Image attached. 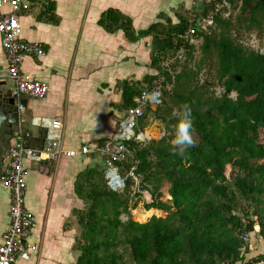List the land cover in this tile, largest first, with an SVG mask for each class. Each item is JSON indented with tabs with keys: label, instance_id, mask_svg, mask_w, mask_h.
Returning <instances> with one entry per match:
<instances>
[{
	"label": "trees",
	"instance_id": "trees-1",
	"mask_svg": "<svg viewBox=\"0 0 264 264\" xmlns=\"http://www.w3.org/2000/svg\"><path fill=\"white\" fill-rule=\"evenodd\" d=\"M227 1L239 3L237 24L264 32V0ZM213 2L200 0L174 21L159 17L141 31L152 38L151 67L158 74L121 84L119 121L135 106V98L159 79L160 64L180 44L191 15L207 16ZM104 21L109 31L117 27L133 32L130 20L117 12L110 11ZM235 24L215 16V26L201 33L198 56L193 47L188 51L199 71L208 73L205 66L213 61L211 76L223 87L222 96L215 97L214 82L185 67L169 95L176 114L160 107L138 120L137 131H144L151 120L160 119L165 136L125 142L131 155L116 166L123 177L136 167L140 191H134L131 179L122 190H113L99 167L79 175L76 192L84 206L77 210L76 264H264V253L249 258L254 238L264 242V52L237 43L232 36ZM185 102L192 107L197 144L181 156L171 141L179 106ZM167 184L171 199L165 202L161 198ZM142 190L150 193L151 202H143ZM139 199L155 214L142 217L135 211L136 221L131 206L135 209ZM162 211L165 217H159Z\"/></svg>",
	"mask_w": 264,
	"mask_h": 264
},
{
	"label": "crops",
	"instance_id": "crops-1",
	"mask_svg": "<svg viewBox=\"0 0 264 264\" xmlns=\"http://www.w3.org/2000/svg\"><path fill=\"white\" fill-rule=\"evenodd\" d=\"M199 1L44 0L33 3L27 11H18L21 39L39 42L45 51L42 56L27 55L21 71L49 87L43 98L23 97L27 99V108L21 125L31 130L34 118H47L48 124L40 127L47 129V137L61 134L64 150L88 145L91 151L56 159L42 153L41 163L28 161L26 208L36 217L32 240L41 246L30 260L14 264L77 263L76 243L80 234L77 210L84 206L76 192L78 177L88 168L105 170L99 148L111 140L119 127L121 84L158 74L151 67L152 38L142 36L141 31L159 17L174 21L178 13L191 9ZM110 11L129 19L133 32L126 33L117 27L107 30L104 20ZM4 12L12 10L6 6ZM0 67H7L1 34ZM8 85L11 87L9 82ZM54 120L62 121L61 129L52 127ZM36 136L37 131L27 141V147L42 150ZM8 155L0 168V245L10 224V198L1 185Z\"/></svg>",
	"mask_w": 264,
	"mask_h": 264
},
{
	"label": "built area",
	"instance_id": "built-area-1",
	"mask_svg": "<svg viewBox=\"0 0 264 264\" xmlns=\"http://www.w3.org/2000/svg\"><path fill=\"white\" fill-rule=\"evenodd\" d=\"M42 1L44 0H0V34L7 62L6 69L0 67V81H8L11 84L13 95L18 99L24 96L43 98L49 91L46 83L21 71L23 60L27 55L42 56L45 55V51L39 42H26L21 39V17L18 11H27L33 3ZM207 2L212 3L213 1L207 0ZM6 6H9L12 12L5 13L4 8ZM213 6V11L205 17L191 15V25L179 36L180 44L174 53L160 64L159 79L155 81L150 90L143 91L135 98V106L126 112L125 118L120 121L111 140L99 148V153L105 161V174L108 184L109 186L115 185L113 190H122L127 179H131L134 181V191H140V178L136 174V167L133 166L126 177H123L119 167L116 166L117 163L124 162L131 155L125 142L130 140L144 141L141 136L143 132L137 131L138 120L146 116L148 110L155 111L166 105L170 93L176 86L177 76L185 70V67L197 72V77L202 80L207 77L206 70L199 71L195 63L190 60L189 48H194L192 52L197 57L198 50L204 41L201 33L207 31L209 27L215 26V16H221L225 20L235 22L236 15L233 8L237 6L239 11V3L231 4L227 0L213 2ZM243 45L245 46V44ZM246 47L253 48L252 46ZM261 52L264 51L261 49ZM167 78L171 81L164 83ZM216 84L218 82L214 80L212 89L214 95L215 97L222 96L224 89L221 85ZM19 107L23 109L22 105ZM46 124H48L47 118L33 119L34 126H45ZM51 125L57 130L63 126L61 120H54ZM30 138H32L31 131L20 124L14 132L7 168L1 176V185L8 192L10 198V224L0 245V264H14L19 260H30L32 255L40 250L41 243H35L32 240V233L36 227V217L26 208V191L30 172L28 161H40L42 153L56 159L61 156L76 157L78 153L88 154L91 151L88 145L82 146L78 150H64L61 134L48 136L43 150L27 147V141ZM115 180H117L116 184H114ZM146 192L150 199L149 202H151V195L148 191Z\"/></svg>",
	"mask_w": 264,
	"mask_h": 264
},
{
	"label": "rangeland",
	"instance_id": "rangeland-1",
	"mask_svg": "<svg viewBox=\"0 0 264 264\" xmlns=\"http://www.w3.org/2000/svg\"><path fill=\"white\" fill-rule=\"evenodd\" d=\"M89 5H88V10H89ZM233 9H234L235 15L238 19L239 11L237 9V6H235ZM187 15H188V13H187ZM236 17H235L236 24L234 26V32L232 35L233 38L235 39V41L237 43L241 42L242 44H245V46H252L253 48H256V49L261 48L264 51V32L257 34L256 31H254V32L247 31L246 28L242 24H240L239 22L237 24ZM208 63H210V64L205 66V68L209 71L208 73H206V75H207L206 80H209V82L212 84L214 82L213 81L214 79L211 76V74H212V72H214L213 70L215 68H214V64H213L212 60H209ZM164 109H165L166 113H172L173 115L176 114V111L173 109V103L170 100V98L168 99L166 105L164 106ZM27 118L29 120H31L30 117H27ZM31 130H33V132L36 134V131H37L36 127L32 126ZM144 133H146V135L149 136V138H151V139H160L163 136H165L166 128L164 126V123H162V121L160 119H153L150 121V124L145 128ZM229 175H230V169H228V176ZM168 188H169V185L167 184L162 189L163 196H162L161 200H163L165 202H168L170 200V196L168 194ZM142 194H143L144 199H145V201H143V202L144 203L149 202L150 199L148 197V193L146 191H143ZM139 200H141V199H139ZM139 200L137 202V207L135 209L132 208L133 205L131 206V214L133 215V217L137 216L135 211H137V213H139L140 216H142V217H147L149 214H153V213L155 214V210L147 211L144 208V204H143L142 200L141 201H139ZM165 216H166L165 212L162 211V215L159 217H165ZM135 217H134V219H135ZM149 219H151V218H149ZM140 223H144V222H140ZM260 253H264V242L258 241V239L254 238V243H253L252 251L249 254V258L255 257Z\"/></svg>",
	"mask_w": 264,
	"mask_h": 264
},
{
	"label": "water",
	"instance_id": "water-1",
	"mask_svg": "<svg viewBox=\"0 0 264 264\" xmlns=\"http://www.w3.org/2000/svg\"><path fill=\"white\" fill-rule=\"evenodd\" d=\"M19 105H22L23 109H21ZM26 108L27 99H18L13 95L12 88L9 87L8 81H0V168H3L7 155L12 148L14 132L22 123L23 112ZM24 125L27 128L29 127L28 124ZM30 131L33 137V130ZM141 136L145 142L152 140L144 132ZM35 139L39 141L40 147L43 150L47 139V129L38 126ZM41 162L42 161H33V164H39ZM110 186L112 189L115 188V185L111 184Z\"/></svg>",
	"mask_w": 264,
	"mask_h": 264
},
{
	"label": "clouds",
	"instance_id": "clouds-1",
	"mask_svg": "<svg viewBox=\"0 0 264 264\" xmlns=\"http://www.w3.org/2000/svg\"><path fill=\"white\" fill-rule=\"evenodd\" d=\"M180 116L176 125L175 136L171 143L173 151L184 156L188 149L197 144V139L193 132L192 107L185 102L179 106ZM144 132V131H142Z\"/></svg>",
	"mask_w": 264,
	"mask_h": 264
},
{
	"label": "bare ground",
	"instance_id": "bare-ground-1",
	"mask_svg": "<svg viewBox=\"0 0 264 264\" xmlns=\"http://www.w3.org/2000/svg\"><path fill=\"white\" fill-rule=\"evenodd\" d=\"M115 182L117 183V180H115ZM115 182H114V184H115Z\"/></svg>",
	"mask_w": 264,
	"mask_h": 264
}]
</instances>
